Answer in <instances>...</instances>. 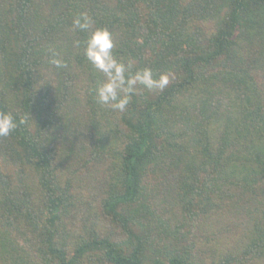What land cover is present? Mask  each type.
<instances>
[{
  "label": "trees",
  "instance_id": "trees-1",
  "mask_svg": "<svg viewBox=\"0 0 264 264\" xmlns=\"http://www.w3.org/2000/svg\"><path fill=\"white\" fill-rule=\"evenodd\" d=\"M81 11L168 86L100 106ZM0 111V264H264V0H0Z\"/></svg>",
  "mask_w": 264,
  "mask_h": 264
},
{
  "label": "clouds",
  "instance_id": "clouds-1",
  "mask_svg": "<svg viewBox=\"0 0 264 264\" xmlns=\"http://www.w3.org/2000/svg\"><path fill=\"white\" fill-rule=\"evenodd\" d=\"M94 18L86 11L73 15L71 30L73 33H84V39L73 41L75 48H83V56L92 70L95 87L92 90L100 106L114 111L125 112L137 86L149 91L164 90L170 83L169 74H160L155 78L150 68H135L131 61L118 60L113 52L115 42L113 34L105 27H94ZM50 63L57 69L64 67V62L56 57ZM98 74V75H97ZM25 119L19 121L10 111H0V138L12 134Z\"/></svg>",
  "mask_w": 264,
  "mask_h": 264
}]
</instances>
